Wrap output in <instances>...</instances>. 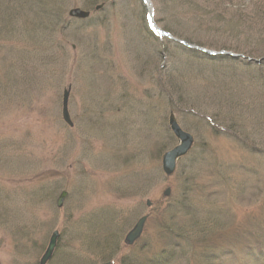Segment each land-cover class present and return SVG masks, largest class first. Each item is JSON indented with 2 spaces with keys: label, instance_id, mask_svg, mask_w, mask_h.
Here are the masks:
<instances>
[{
  "label": "rangeland",
  "instance_id": "rangeland-1",
  "mask_svg": "<svg viewBox=\"0 0 264 264\" xmlns=\"http://www.w3.org/2000/svg\"><path fill=\"white\" fill-rule=\"evenodd\" d=\"M262 76L264 0H0V264H264Z\"/></svg>",
  "mask_w": 264,
  "mask_h": 264
},
{
  "label": "water",
  "instance_id": "water-1",
  "mask_svg": "<svg viewBox=\"0 0 264 264\" xmlns=\"http://www.w3.org/2000/svg\"><path fill=\"white\" fill-rule=\"evenodd\" d=\"M68 16L73 19H78V20H85L88 18L89 13L82 11L78 8L71 9L68 12ZM68 91L63 92L62 95V109H61V117L64 123L68 125V127H72V123L70 120V116L68 114ZM168 124L170 131L173 133L176 139H178L179 143L177 146H175L173 149L169 150L168 152L164 153L162 156L161 160V169L162 172L166 176H170L175 169V164L176 161L185 156L190 148L192 147L193 144V138L186 132H184L176 123L174 116L172 114L169 115L168 117ZM168 191L165 192L167 194ZM67 193L66 192H61L56 199V207L60 208L62 206V202L64 201ZM149 205V203H147ZM145 222V218H141L133 227V229L128 233L124 240L125 245H131L137 238L140 236L142 226ZM59 238V233L57 231H54L49 240L48 244L42 254V256L39 259L38 264H46L48 261L51 260L54 250L57 246Z\"/></svg>",
  "mask_w": 264,
  "mask_h": 264
},
{
  "label": "trees",
  "instance_id": "trees-1",
  "mask_svg": "<svg viewBox=\"0 0 264 264\" xmlns=\"http://www.w3.org/2000/svg\"><path fill=\"white\" fill-rule=\"evenodd\" d=\"M204 16V15H203ZM264 76H262L261 78L259 77V80H258V82H259V85H261V86H264ZM252 107V106H251ZM259 109V108H258ZM257 111V109L254 107L252 110L250 109V112H256ZM261 112H263L262 110H260ZM230 128H232V127H230Z\"/></svg>",
  "mask_w": 264,
  "mask_h": 264
}]
</instances>
